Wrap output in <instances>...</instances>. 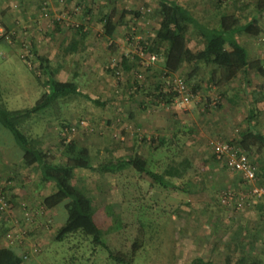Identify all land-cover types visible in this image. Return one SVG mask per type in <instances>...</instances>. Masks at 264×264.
Instances as JSON below:
<instances>
[{"label": "rangeland", "instance_id": "1", "mask_svg": "<svg viewBox=\"0 0 264 264\" xmlns=\"http://www.w3.org/2000/svg\"><path fill=\"white\" fill-rule=\"evenodd\" d=\"M114 1L119 12L136 10L140 15H128L127 24L116 27L113 40L117 48L112 52L110 42L102 35L101 21L113 6L110 0H0V105L8 110L29 108L47 90V77L36 57L42 55L49 59L56 78L76 80L85 94L59 99L26 123V131L40 139L55 161L62 159L60 142L68 140L88 144L95 162H115L140 153L159 171L175 153L176 160L188 156L190 165L182 177L169 179L171 186L152 182L131 168L116 174L92 169L74 172L72 183L89 195L95 223L110 246L127 250L142 234L144 247L134 245L137 264H190L196 257L204 260L202 264L224 263L227 256L231 264L242 256L264 259V217L255 207L258 200L252 198L239 173L215 161L210 147L212 141L234 139L240 133L243 127L236 121L238 112L216 110L219 93L207 86L211 66L205 64H200L198 74L188 80L187 86L198 89L190 92L191 101L186 105L178 107L174 97L169 103L157 97L159 87L154 90V82L162 72L164 48L152 52L156 59L151 63L145 58L150 52L142 46V42L150 44L158 27L153 14L156 1ZM173 1L200 22L218 26L217 0ZM219 2L220 10L236 14L240 10L249 12L254 6V0ZM260 20L262 32L264 13ZM79 27H83L81 33ZM192 32L187 35L188 46L196 51L202 43ZM243 35L238 36L242 45L248 40ZM259 36L249 37L248 43L260 45L256 58L264 63V43ZM140 48L144 56H139ZM121 55L141 57L136 73L121 68ZM190 70L191 66L185 64L173 74L186 79ZM134 81L144 87H131ZM93 99L106 104L98 106ZM244 109L246 106L239 111ZM135 115L145 122L143 126L130 127ZM152 120L154 126L149 124ZM65 123L69 127H64ZM2 132L6 140L0 139V158L15 157L17 170L23 168L21 158L6 148L12 135L0 126V137ZM173 135L174 141L170 137ZM258 154L254 158L250 155L256 171L260 167ZM5 163L0 162V173L5 172L1 180L9 179L6 185L0 182V193L10 205L6 213H0V245L20 247L26 264H66L67 246L52 238L70 205H60L53 218L52 211L46 213L41 202L54 190V184L46 186L41 181L37 166L24 180ZM14 178L16 188H10ZM257 178L264 183V172ZM24 210L30 220L25 219ZM82 249L80 252L87 256ZM105 262L100 251L92 264Z\"/></svg>", "mask_w": 264, "mask_h": 264}, {"label": "trees", "instance_id": "2", "mask_svg": "<svg viewBox=\"0 0 264 264\" xmlns=\"http://www.w3.org/2000/svg\"><path fill=\"white\" fill-rule=\"evenodd\" d=\"M155 1L153 14L158 21V27L150 44L144 45V42H142V46L146 47L150 53L157 52L160 47L164 48V57L161 62L162 72L159 76L156 75V82H154V90L159 87L160 93L158 92L157 97L163 98L164 101L169 103L176 96L173 89L163 92L161 88H164L166 76L178 72L185 64L191 66V70L186 74L187 80L183 77L187 85H189L188 80L198 74L200 64L211 66L209 85L212 83L217 86L227 84L246 68L264 75L261 60L249 61L245 47L235 37L240 31L254 37L258 36L261 32V26H259L257 18H252L246 24L240 25L238 15L221 14L218 18V26L212 27L193 17L189 10L176 1ZM110 2L113 6L102 16L101 21L102 35L110 42L108 46L113 52V49L117 48V44L113 40L116 27L127 24L125 18L128 15L138 18L140 13L136 10L127 9L119 12L116 2L114 0H110ZM219 4L220 2L217 0L216 7L220 13ZM254 7L257 13L262 15L264 13V0H254ZM82 28H78L80 33ZM191 29H193L195 38L202 43V47L196 51L191 50L188 46L187 35ZM36 57L39 61V68L47 77V90L29 108L8 110L0 105V126L9 131L16 146L22 151V167L33 168L37 166L41 181L54 184V190L43 197L42 206L45 209H53L60 205H70L66 212L67 216L56 228L52 239L56 243L67 246V253L69 252L67 259L69 261L66 264H92L100 251L105 255L106 262L104 264H137L135 260L137 251L135 249L136 247L143 248L145 245L142 242V234L139 233L140 238L139 240L136 239L138 241L135 243V248V244L127 250L110 246L102 228L95 223L89 195L72 183L75 170L92 169L100 173L116 174L126 168H131L139 175H145L152 182L171 186L169 179L182 177L190 165V160L186 156L176 160L175 157H178V154L175 153L173 157L169 158L168 162L164 161L165 164H163L160 171L154 170L151 167L150 159L140 153H136L132 158L115 162L109 159L95 162L92 149L88 144L80 143L77 140H68L60 142L62 159L55 161L42 147L40 139L26 131V123L33 115L50 108L59 99L67 98L70 95L79 94L84 96L85 94L83 95L79 90V84L76 80L61 81L56 78L51 70L48 58L38 54H36ZM133 57L135 58L131 59L126 55H121L120 66L124 71L131 72L141 64V57L138 55H133ZM130 85L131 87L136 86L137 89L140 86L144 87L142 84H138L137 81ZM188 87L190 92L198 89L194 85ZM92 101L98 106L106 104V102L99 99H93ZM63 125L66 128L69 127L67 123ZM170 137L174 141L175 135ZM228 141L238 145L249 158L251 154L264 147L263 135L248 129L239 133L238 137ZM164 142L165 140L162 138L160 143L163 145ZM114 146L117 147L118 144ZM260 172L259 169L256 171L257 177L260 176ZM263 199L264 197L260 198V201L258 200L255 204L262 217H264ZM70 244L72 246H69ZM81 248H83V252H87V256L80 252ZM25 258L16 246H0V264H25ZM203 261L201 258L196 257L191 260L190 264H202ZM220 264H231V260L227 256L225 262ZM233 264H264V259L259 256H242L235 260Z\"/></svg>", "mask_w": 264, "mask_h": 264}, {"label": "crops", "instance_id": "3", "mask_svg": "<svg viewBox=\"0 0 264 264\" xmlns=\"http://www.w3.org/2000/svg\"><path fill=\"white\" fill-rule=\"evenodd\" d=\"M217 14H218V18L221 14L238 15L240 25L246 24L252 18H257L259 20V26H261L260 14L257 13L254 6L252 7V9H250L249 12H246V11L243 12V10H240L236 14L235 11L231 12V11H226L224 9L223 11L221 10V12L217 13ZM1 29L2 28H0V31H1ZM242 33L244 34L243 36L248 37V40H249V37H252L251 35H248L244 31H240L235 35L238 42H239L238 36L242 35ZM192 36L196 37L194 32H192ZM248 40L244 43L245 45L243 44V46L246 49L249 61H253V60L257 59L256 58L257 57L256 52H258L257 48L260 45H258L254 41L253 42L251 41V43H248ZM261 67L264 69V63H262V61H261ZM209 78L210 77L207 78V86H209L211 91H215V92L220 94V96L218 94L219 99L216 102V108L217 109L216 108L215 109L218 111L219 108H221V109L224 108L228 112H235V111L238 112V116H236L238 118L236 121H237V123L241 124L243 127L241 131L239 130L240 133L242 131H245L248 129L251 131L253 130L254 132H259L264 137V75H261L260 73H257V75H256L255 70H252L250 68H246V69H243L242 71H240L239 74L234 79H232L229 83L224 84V85H220V86H217L214 83L209 85L208 84ZM255 80H256V83L259 85H256V83L253 84V82ZM245 106H246V110L244 109L242 112L239 111V109L241 107L244 108ZM130 117H133V115L130 114ZM134 118L136 120H133V119L130 120V123H131V124L129 123L130 127L133 125L136 127L143 126V124L145 123V122L141 121V118H139L138 115H135ZM152 122L153 123H149V124L154 126L156 122H154V120H152ZM149 124H147V127ZM3 134L4 133L2 132L0 139L4 141V140H6V135H3ZM234 134H236V133H234ZM238 136H239V134L237 136H234V137H238ZM8 139L11 140V138H8ZM7 147H8V150H10L11 154H13L12 151H14L16 153V156H18V158L22 157V151L16 146L13 138L10 141V143H7L6 148ZM257 152L259 154L257 155L258 159L256 161H257L258 165L260 166L259 168L257 167V169H259V172H260V170H261V172L262 171L264 172V147H262V149L257 150ZM254 154H256V152L253 153L251 157L254 158V156H253ZM5 155H7V154H4V157H5ZM186 157H188V156H186ZM250 160L252 162V159H250ZM0 162H6L5 165L7 164V166L9 168L10 167L15 168L14 172L16 173V175H18L17 176L18 179H20V176L23 175L22 178H24V180H27L28 177L26 175L29 174L30 170L34 169V168L23 167V168L17 170V168L15 167V164L17 163L15 161V157H11L9 155H7L5 158H0ZM19 163L21 164V162H19ZM10 171H12V170H10ZM3 174H5V172L0 173V182H3V184L6 185L5 181L9 179V176L5 178V181L4 180L2 181L1 179H3V176H2ZM14 181H13L14 184H12V185L8 184L10 188H13V187L16 188V179L15 178H14ZM45 185L46 186L47 185H53V183L50 184V182H47V183H45ZM53 188H54V185H53ZM59 207L60 206L55 207L53 209H47L46 213L52 211L53 218H54V215H58L57 213H59V212H56V210L59 209ZM0 246H4V245H0ZM5 246H9V245L6 244ZM17 250L19 252H21V254H25V253H23V251L20 247L17 248ZM25 264H26V261H25Z\"/></svg>", "mask_w": 264, "mask_h": 264}, {"label": "built area", "instance_id": "4", "mask_svg": "<svg viewBox=\"0 0 264 264\" xmlns=\"http://www.w3.org/2000/svg\"><path fill=\"white\" fill-rule=\"evenodd\" d=\"M260 40L264 43V29L260 33ZM139 56H144V50H138ZM145 58L148 62H154L156 55L148 53ZM164 88L161 90L166 92L168 89H173L176 92L174 104L178 107L186 105L191 101L192 94L184 79L178 74H169L164 80ZM213 158L227 169L239 173L246 185L249 187V192L252 198L259 200L264 197V183H260L256 174V166L251 162L249 156L243 152L238 145L229 142L228 140H216L210 143ZM226 197V194L224 195ZM8 198L4 193H0V213L7 212L9 209ZM240 205V203H238ZM25 219L30 220L28 211L24 210ZM9 236V235H8ZM10 237V236H9ZM25 256V255H24ZM26 257V256H25Z\"/></svg>", "mask_w": 264, "mask_h": 264}]
</instances>
